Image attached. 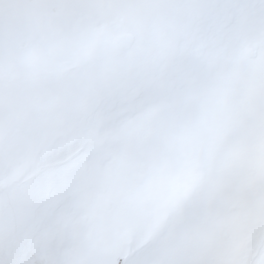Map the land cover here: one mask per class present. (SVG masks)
Here are the masks:
<instances>
[{"label": "snow or ice", "instance_id": "obj_1", "mask_svg": "<svg viewBox=\"0 0 264 264\" xmlns=\"http://www.w3.org/2000/svg\"><path fill=\"white\" fill-rule=\"evenodd\" d=\"M0 264H264V0H0Z\"/></svg>", "mask_w": 264, "mask_h": 264}]
</instances>
